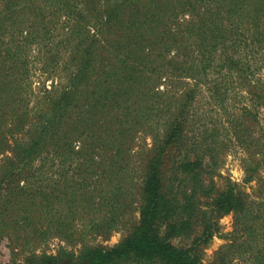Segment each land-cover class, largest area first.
<instances>
[{
	"label": "trees",
	"instance_id": "1",
	"mask_svg": "<svg viewBox=\"0 0 264 264\" xmlns=\"http://www.w3.org/2000/svg\"><path fill=\"white\" fill-rule=\"evenodd\" d=\"M36 1L0 0V153L11 150L10 140L13 145V157L5 158L9 165L0 176L1 181L7 179L0 181V195L5 192L0 199V232L12 228L11 238L17 242L20 229L34 231L29 228V218L23 217L27 208L23 201L32 196L19 187L20 173L16 171L18 164L30 165L47 146L70 148L75 154L85 149V164L99 165L107 181L111 174L123 179L127 168L133 185L124 187V193L123 182L118 181L116 193L128 195L131 205L136 202L137 216L130 224V234L111 247L86 245L77 255L65 250L42 254L29 264H201L198 239H202L201 247L212 239L217 223L210 224L211 219L232 214L243 224L245 237L257 233L254 226L243 222L255 220L250 208L264 207V196L254 204L230 182L218 192L214 176L218 140L232 141L245 158V182L258 179L264 192V176L260 177L264 129L250 106L233 104L244 97L252 107L264 109L260 68H253L246 60L247 52L243 56L238 47L258 44L264 56V0H42L51 14L48 22L36 9ZM25 13H34L30 21L20 17ZM60 15L63 21H59ZM87 16L98 19L101 35L110 43V50L98 62L93 42L99 35L87 30ZM67 24L69 33L59 40V32ZM241 26H252L255 32L245 36ZM84 30L86 37L80 38L78 32ZM32 44L38 45V55L45 53L49 60L38 65L40 73L58 79L49 91L42 87L41 98L32 91V66L21 60L24 49ZM61 50L68 53L63 65L58 61ZM189 75L193 86L179 90L178 81ZM161 83L165 87L159 91ZM199 84L206 87L210 100L233 102L226 104L224 112L230 119L222 138L212 128L208 139L205 126L195 121L191 105L201 94ZM45 96L46 111L30 107ZM76 110V120L58 137L56 129L64 123L63 117ZM77 121L84 124L81 135L91 145L74 150L68 134ZM24 132L27 140H18L16 135ZM145 135L152 139L150 147L144 143ZM138 138L143 145L133 152L135 166L129 168L130 161L123 155L130 154ZM210 151L211 184L204 185L200 170ZM108 161L107 168L103 167ZM168 171L173 183L180 179L178 187L185 180L195 186L175 193L174 184L165 186ZM197 190L200 197H211V217L197 210ZM41 192L48 200L58 197ZM196 226L202 227L199 237L193 236ZM109 228L102 225L101 229L107 232ZM192 236L187 247L176 242ZM29 238L28 233L26 240ZM233 244L221 247L208 264H241L235 262V256H242ZM249 252L257 264H264V253L254 256L251 249Z\"/></svg>",
	"mask_w": 264,
	"mask_h": 264
},
{
	"label": "rangeland",
	"instance_id": "2",
	"mask_svg": "<svg viewBox=\"0 0 264 264\" xmlns=\"http://www.w3.org/2000/svg\"><path fill=\"white\" fill-rule=\"evenodd\" d=\"M37 7L39 9V14L46 18V22L52 20L51 14L48 12L44 6L42 0H37ZM35 12V10H34ZM34 14V13H33ZM32 14V15H33ZM25 13L21 15V18H26V20H31V16ZM74 18V17H72ZM188 17H183L187 19ZM64 17L60 15L59 21H63ZM39 20H36L37 23ZM89 24L87 29L90 34L98 33L99 37L94 40V46H96L97 54L96 59L98 62V57L105 54L106 51L110 50L109 39L106 36L101 35L99 28V21L95 17H88L85 20ZM63 32H59V40L64 39L69 31V24H67ZM248 29V32L246 31ZM243 35H251L255 32V28L252 26L243 29L240 28ZM86 32V33H85ZM79 37H86L87 31L78 32ZM261 33H264V27H261ZM116 38H119L120 33L115 32ZM56 37L55 40H58ZM75 37V36H74ZM108 37V36H107ZM114 38V36H113ZM250 39V38H249ZM86 40V43H89ZM92 43V44H93ZM38 45L32 44L21 55L22 62L25 60L28 66H32L31 70V81L32 91L36 96L41 98L40 90L45 87L47 91L50 90L52 85L58 82V79L47 78L46 75L40 73L38 65H44L49 63L46 60V54L41 53L38 55ZM239 50L241 53L247 52L246 60L249 64L255 67H259L258 70L259 77L264 81V56L263 48L260 45L255 44L251 47L245 48L244 45H239ZM61 52V53H60ZM58 53V61L60 65L68 59V53L60 51ZM168 58L172 55L171 51L167 54ZM247 64L246 62H243ZM37 66V67H36ZM36 68V69H35ZM35 69V70H34ZM59 75V74H58ZM178 81L179 90H186L189 86H193L194 80L189 76H182ZM165 78H162V80ZM164 81V80H163ZM162 84V85H161ZM158 86L159 91H162L165 87L163 83ZM198 88L201 94L198 95L191 108L194 110L195 121L198 124H202L207 129L208 139L211 138V129L216 128L218 133L221 135L220 138L224 137V131L227 129V124L229 121V116L226 109L227 102L220 100V102H214L211 98L209 99L208 91L206 87L199 84ZM244 93V92H243ZM245 94V93H244ZM46 96L39 102L32 103L30 107L37 106L42 108L44 111L48 109L47 103L45 102ZM249 100L243 98L237 99L233 104L241 105L246 104L251 107L252 112L256 115L257 121L264 129V109L259 107H252ZM222 105V106H221ZM222 108V109H219ZM79 111L69 112V115L63 117L61 126H58V137L63 130L68 131L71 127V122L76 120ZM74 123V122H73ZM84 124L81 121L75 122V130L69 131V137L73 138V142L70 147L73 146L74 150H78L80 146L91 145L89 140H85L81 131ZM16 138L18 140H27L28 135L17 134ZM147 147L152 144V139L149 135L144 136ZM211 141V140H210ZM11 150L6 153H0V176L1 173L8 168V163L6 162V157H13V145L12 141H9ZM143 145L140 139H136L133 143V148L128 156L123 155V157L129 159L130 165L135 166V159L133 152H139ZM144 148V146H143ZM242 148V147H241ZM211 149V142H210ZM41 151V152H40ZM39 154L33 159L30 165L18 164V170L20 174V186L25 192H27L32 199L24 200L23 203L27 206L23 217L29 218L27 220L29 228H33L34 231L29 232L27 230H19L18 234L21 236V240L14 242L11 238V230L8 229V233L0 232V264H29L32 263L33 258H38L42 254L46 255H56L65 250L66 252H73L77 255L83 246H100V247H111L117 244L121 239L125 238L130 234V224L137 216L136 202L132 203V200L125 196H119L116 193L118 181L123 182V192L125 193V188L128 185H133V182L128 178V170L124 169L125 176L123 179L114 178V174L110 175V181L104 179L102 169L97 164H85L86 150L80 152L81 154H75L70 151V148L63 149H53L51 146H47L45 149L40 150ZM57 153V154H53ZM173 154L177 155L178 152L174 149ZM193 157V155H192ZM191 157V158H192ZM217 160L218 167L214 176V182L216 184V189L219 191L227 185L228 182L235 184L240 188V190L247 195L249 201L260 203V197L264 196V192L260 191L263 188V184L254 179L250 182H245V173L243 169V159L244 155L239 149H237L232 141H226L219 139L217 143ZM204 164L201 167V182L205 184H211V151L203 160ZM111 163L108 161L103 167H106ZM123 166H127V162L121 163ZM25 166V167H24ZM117 168V167H116ZM44 172L45 174H42ZM33 173V174H31ZM264 176V171H261ZM172 178V180H171ZM5 179V180H3ZM3 182H7L6 178H3ZM125 180V181H124ZM179 180L173 183V176L170 171L167 172L165 186H173L175 193L183 192L184 188L190 190L191 184L185 180L179 185ZM89 186V187H87ZM66 188V191L65 189ZM41 190L45 194L52 192L57 198L46 199ZM199 191L197 190V194ZM0 199H4L5 192H1ZM111 195L113 197H111ZM180 196V195H179ZM197 196V195H196ZM199 208L198 211H203L208 214L207 217H211V197L209 199L198 196ZM196 198V197H195ZM197 199V198H196ZM263 200V199H262ZM264 201V200H263ZM20 208H23L20 207ZM250 212H255V220L251 218L248 222H243L246 225L254 226L257 229V233H249L246 237L243 231V224H239L235 221L232 214L225 215L218 220L211 219L210 224L217 223V229L211 239L201 247L202 239H198L197 247L202 252L201 264H208L212 257L215 255L221 247L233 242L234 247L238 248L242 258L235 256V262L239 260L241 264H257L255 259L250 255L249 250L253 255H258L264 253V236L262 234V227L264 226V207L250 208ZM254 216V215H253ZM115 221V223H113ZM200 224V223H199ZM102 225L110 227L107 232L102 230ZM201 226H196V234L194 237H199V232H201ZM30 238L26 240L27 235ZM182 238L178 242L181 246L187 247L190 245L194 237ZM10 240V241H9ZM30 241V242H29ZM242 245V246H241Z\"/></svg>",
	"mask_w": 264,
	"mask_h": 264
}]
</instances>
